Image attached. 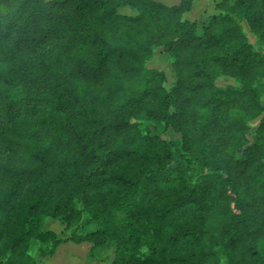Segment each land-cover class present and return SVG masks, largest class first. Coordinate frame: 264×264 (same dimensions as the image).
<instances>
[{
  "label": "trees",
  "instance_id": "trees-1",
  "mask_svg": "<svg viewBox=\"0 0 264 264\" xmlns=\"http://www.w3.org/2000/svg\"><path fill=\"white\" fill-rule=\"evenodd\" d=\"M193 3L0 0V264H35L36 241L264 264V0H223L202 30L180 18ZM64 210L68 236L42 230Z\"/></svg>",
  "mask_w": 264,
  "mask_h": 264
},
{
  "label": "rangeland",
  "instance_id": "rangeland-1",
  "mask_svg": "<svg viewBox=\"0 0 264 264\" xmlns=\"http://www.w3.org/2000/svg\"><path fill=\"white\" fill-rule=\"evenodd\" d=\"M51 1V0H48ZM169 7L184 5L186 0H157ZM223 0H194L192 7L183 12L180 18L183 21H196L199 30H202L208 24L213 15H218L224 10L221 8ZM140 9L136 7L126 6L118 10L120 15H139ZM244 29L252 43L256 42V37L251 32L246 23L243 24ZM175 58L164 52L162 48L154 51L153 56L148 60L149 68L157 69L166 74L167 80L165 86L172 88L176 83V71L174 69ZM217 85L219 87H236L240 88V83L230 76H221ZM260 119L254 120L253 126H257ZM153 130L168 139H176L179 137L172 129L162 132L154 124ZM71 216L67 214V210L62 211L55 217H45L41 224L42 230L54 233L59 238H64L70 234L74 227H70L68 222ZM47 252H43V251ZM50 248L46 241H36L31 247V255L35 260V264H112L115 255V244L111 242L108 248L94 247L92 243H62L56 247L52 254H49Z\"/></svg>",
  "mask_w": 264,
  "mask_h": 264
}]
</instances>
